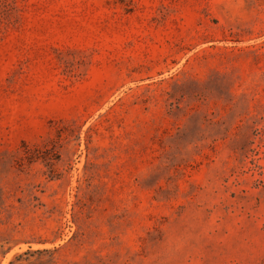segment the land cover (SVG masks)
I'll use <instances>...</instances> for the list:
<instances>
[{
    "label": "rangeland",
    "instance_id": "374dc122",
    "mask_svg": "<svg viewBox=\"0 0 264 264\" xmlns=\"http://www.w3.org/2000/svg\"><path fill=\"white\" fill-rule=\"evenodd\" d=\"M0 264H264V0H0Z\"/></svg>",
    "mask_w": 264,
    "mask_h": 264
}]
</instances>
